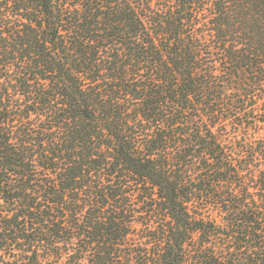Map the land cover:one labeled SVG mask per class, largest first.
<instances>
[{"label":"trees","instance_id":"1","mask_svg":"<svg viewBox=\"0 0 264 264\" xmlns=\"http://www.w3.org/2000/svg\"><path fill=\"white\" fill-rule=\"evenodd\" d=\"M0 264H264V0H0Z\"/></svg>","mask_w":264,"mask_h":264}]
</instances>
